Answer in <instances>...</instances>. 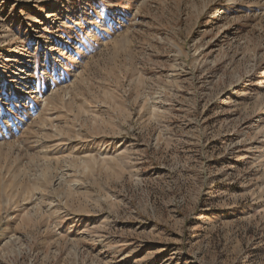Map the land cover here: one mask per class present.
<instances>
[{
	"label": "rangeland",
	"instance_id": "1",
	"mask_svg": "<svg viewBox=\"0 0 264 264\" xmlns=\"http://www.w3.org/2000/svg\"><path fill=\"white\" fill-rule=\"evenodd\" d=\"M0 264H264V0H0Z\"/></svg>",
	"mask_w": 264,
	"mask_h": 264
}]
</instances>
